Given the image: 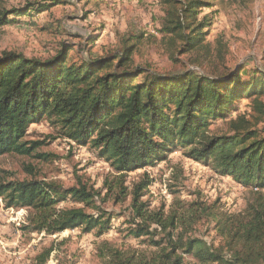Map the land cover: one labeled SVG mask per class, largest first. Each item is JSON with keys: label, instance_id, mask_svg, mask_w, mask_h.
<instances>
[{"label": "trees", "instance_id": "obj_1", "mask_svg": "<svg viewBox=\"0 0 264 264\" xmlns=\"http://www.w3.org/2000/svg\"><path fill=\"white\" fill-rule=\"evenodd\" d=\"M59 4L67 1L31 0L8 8L0 0V27L25 22ZM160 4L169 59L180 62L177 56L187 57L207 73L164 75L149 65L135 66L133 45L97 58L72 53L74 46L67 42L48 59L5 52L0 56V156L47 159L49 155L38 152L47 141L25 140L31 126L46 121L60 137L110 163L119 176L118 197L132 195L134 218L128 222L127 238L148 237L150 246L158 249L150 264H264V71L244 64L232 69L226 57L212 49L207 37L215 19L204 14L213 9L210 0ZM215 121L223 122L222 127L211 129ZM178 151L252 188L244 211L229 215L199 202L182 213L151 211L143 201L152 184L147 173L131 191L124 187L128 174L167 163ZM100 196L81 180L68 189L37 180L0 181V198L7 208L32 210L24 229L47 235L75 229L103 235L112 230L116 217L97 207ZM68 200L80 207H59ZM84 207L100 215L88 214ZM204 217L216 223L220 244L194 237ZM160 233L161 240L154 241ZM189 257L193 261H187Z\"/></svg>", "mask_w": 264, "mask_h": 264}, {"label": "rangeland", "instance_id": "obj_2", "mask_svg": "<svg viewBox=\"0 0 264 264\" xmlns=\"http://www.w3.org/2000/svg\"><path fill=\"white\" fill-rule=\"evenodd\" d=\"M29 1L1 0V3L12 8L24 6ZM65 1L67 4L55 5L49 12L33 15L31 20L0 27V56L5 52H17L28 58L48 59L56 56L61 44L67 42L74 46L72 53L78 52L81 57L91 54L92 58H97L122 52L133 45L135 66L149 65L151 70L164 75L188 70L208 71L188 63L187 57L177 56L180 62L169 59L168 37L161 33L165 12L160 0ZM210 1L213 9L204 14L215 19L207 37L212 49L221 52L219 56L226 57L227 66L232 69L244 64L264 71V0ZM242 105L240 111L245 108ZM222 125L223 122L215 121L211 129ZM25 140L47 141L38 152L49 157L38 159L3 154L0 156V181L37 180L68 189L78 187L81 180L101 192L96 199L97 207L116 218L112 222L113 229L103 235H99L98 230L84 233L82 229L47 235L24 229L31 223V209L7 208L6 200L0 198V264H114L112 260L121 264L127 261L150 264L158 249L150 246L148 237L127 238L128 222L134 218L132 195L128 194L125 199L118 197L121 191L117 184L119 176L109 162L97 158L87 148H79L72 140L60 137L46 121L31 126ZM144 173L152 180L143 198L150 204L151 211L164 208L166 213L173 209L182 213L189 205L199 202L215 205L220 212L233 215L244 211L251 198L252 188L217 174L206 164L189 159L182 151L171 155L167 163L128 174L124 187L131 191ZM59 207L80 205L68 200ZM84 209L88 214L100 215L99 210ZM215 226L212 217H204L193 235L218 245L222 239ZM163 235L160 233L154 241L161 240Z\"/></svg>", "mask_w": 264, "mask_h": 264}]
</instances>
